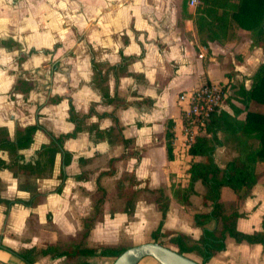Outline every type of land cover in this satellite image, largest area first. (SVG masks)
I'll list each match as a JSON object with an SVG mask.
<instances>
[{
  "label": "crops",
  "instance_id": "1",
  "mask_svg": "<svg viewBox=\"0 0 264 264\" xmlns=\"http://www.w3.org/2000/svg\"><path fill=\"white\" fill-rule=\"evenodd\" d=\"M183 2L0 0V129L12 140L17 129L36 125L17 155L18 164L39 163V175L0 168V199L9 202H0V264H24L7 249L73 236L96 208L88 246L146 241L160 218L151 190L168 198L165 230L199 236L192 214L208 210L201 185H193L189 204L180 198L189 165L203 157L187 152L193 139L184 132L187 102L180 96L204 82L221 83L238 107L234 91L249 87L264 47L250 46L249 32L238 27L221 43L200 44L194 6ZM221 109L230 113L227 103ZM51 136L62 137L60 150L51 167H42L38 151ZM230 148L216 147L214 161L228 160ZM9 159L0 149V160ZM255 172L249 195L236 206L235 228L243 233L264 227V161ZM30 193L41 196L24 204ZM132 193V209L123 211ZM224 193L235 199L222 187L221 200ZM106 259L90 257L89 263ZM59 262L43 257L33 264ZM137 264L158 263L143 257ZM203 264H264V243L226 237L224 248Z\"/></svg>",
  "mask_w": 264,
  "mask_h": 264
},
{
  "label": "trees",
  "instance_id": "2",
  "mask_svg": "<svg viewBox=\"0 0 264 264\" xmlns=\"http://www.w3.org/2000/svg\"><path fill=\"white\" fill-rule=\"evenodd\" d=\"M185 4L186 0L183 6ZM190 16L202 45L206 42L221 43L231 27H238L249 32L250 46L264 47V0H199ZM233 97L239 106L233 105L229 100L231 97L227 95L230 113L225 109L212 112L204 132L194 137L187 150L189 155L203 157L202 161L189 165L187 187L180 198L181 202L189 204L188 196L195 194L193 185L197 182L201 185L200 198L203 205L208 204V210L192 214L193 225L200 228L199 236L193 239L182 233L165 230L163 219L168 207V198L158 190L148 192L160 215L157 226L150 232L151 239L181 254H193L201 263H205L215 252L224 248L226 237L235 242L264 243V227L261 232L254 233H243L235 228V221L239 216L237 203L249 195L257 180L255 164L264 161V113L249 108L252 102L264 105V62L260 63L252 74L249 87L246 89L238 85ZM241 113L243 118H237ZM36 128V125H30L17 129L12 140L0 129V149L10 156L8 163L0 160V168L10 169L13 175H39L38 162L34 166L18 164L17 155V150L29 145ZM166 136L168 137V133ZM61 141L62 137L51 136L49 143L40 148L38 155L45 158L42 167H51L55 153L60 150ZM227 144L231 145L234 154L219 165L214 161L213 153L216 147ZM166 150H170L168 143ZM222 187L228 188L235 199L221 200ZM132 195L133 193L127 194L128 202L123 211H131L132 201H129V198ZM40 196L39 193H30L24 204H35ZM0 202L9 204L7 200L0 199ZM97 212L98 208L94 210L95 215ZM95 215L90 214L83 220L80 229L73 236L67 237L65 243L56 242L42 247L7 250L24 264H33L43 257L60 259L59 264H90L89 258L95 256L114 258L128 246L87 245V236L95 221ZM211 221L212 227H206ZM160 237H166L169 245L160 241Z\"/></svg>",
  "mask_w": 264,
  "mask_h": 264
},
{
  "label": "built area",
  "instance_id": "3",
  "mask_svg": "<svg viewBox=\"0 0 264 264\" xmlns=\"http://www.w3.org/2000/svg\"><path fill=\"white\" fill-rule=\"evenodd\" d=\"M199 0H188L189 5L195 6ZM227 95V87L221 83L204 82L192 89L188 96L181 95L180 100L185 99L187 107L182 117L184 132L189 139L204 132L210 114L222 108Z\"/></svg>",
  "mask_w": 264,
  "mask_h": 264
},
{
  "label": "water",
  "instance_id": "4",
  "mask_svg": "<svg viewBox=\"0 0 264 264\" xmlns=\"http://www.w3.org/2000/svg\"><path fill=\"white\" fill-rule=\"evenodd\" d=\"M143 257H151L158 264H203L154 240L126 247L110 264H137Z\"/></svg>",
  "mask_w": 264,
  "mask_h": 264
},
{
  "label": "rangeland",
  "instance_id": "5",
  "mask_svg": "<svg viewBox=\"0 0 264 264\" xmlns=\"http://www.w3.org/2000/svg\"><path fill=\"white\" fill-rule=\"evenodd\" d=\"M227 95H228V91H227ZM227 95H226V97H225V99H224V101H223V106H224V104L227 103ZM262 106H263V105H259V104H256V103L252 102V103L250 104V107H249V108H250V110H253V111L262 112V111H261ZM259 109H260V110H259ZM263 113H264V106H263ZM241 115H242V114H241ZM229 146L231 147L230 144H229ZM230 149H231V148H230ZM231 150H232V149H231ZM226 157H230L229 153H227ZM223 161H224V160H220L219 162H216V163L219 164V165H222ZM146 195H147V194H146ZM229 195H230V194H228V193H224V197H223V198H224V201H231V200H234V199H232V197H230ZM66 238H67V237H66ZM66 238H64L61 242L63 243L64 241H66ZM150 240H152V239H151V237H150V235H149V238H148L146 241H150ZM159 240H160V241H164L165 243H167V238H166V237H160ZM146 241H133V242H132V241H120L119 244L124 245V246H130V245H133V244H138V243L146 242ZM64 243H65V242H64ZM167 245H169V244L167 243ZM189 256H190L191 258H194V257H195L193 254H189ZM112 259H113V258L106 259V261L103 262V263H101V264H110L111 261H112Z\"/></svg>",
  "mask_w": 264,
  "mask_h": 264
}]
</instances>
